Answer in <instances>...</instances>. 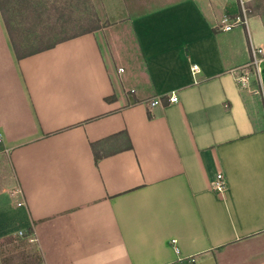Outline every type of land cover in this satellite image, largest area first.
I'll use <instances>...</instances> for the list:
<instances>
[{
    "label": "crops",
    "instance_id": "crops-1",
    "mask_svg": "<svg viewBox=\"0 0 264 264\" xmlns=\"http://www.w3.org/2000/svg\"><path fill=\"white\" fill-rule=\"evenodd\" d=\"M247 1L120 0L113 41L98 28L19 59L0 13V155L18 187L0 191V238L32 235L40 264H264V56L250 88L231 73L264 24L216 28Z\"/></svg>",
    "mask_w": 264,
    "mask_h": 264
},
{
    "label": "rangeland",
    "instance_id": "rangeland-1",
    "mask_svg": "<svg viewBox=\"0 0 264 264\" xmlns=\"http://www.w3.org/2000/svg\"><path fill=\"white\" fill-rule=\"evenodd\" d=\"M118 1L120 0H3V6L20 45L28 47L36 42V36L41 33L45 22L50 20L47 18L49 8L52 13L50 17L52 16L55 22L54 33L69 35L89 25H99L101 31L99 34L106 36L107 33L113 41L114 33L108 30V27L120 21ZM123 1L128 8H142L152 0ZM244 6L247 14H258L264 24V0H248ZM122 32L127 34L125 31ZM107 150L104 148L103 152ZM0 191L18 192L12 167L6 156L2 154L0 155ZM31 236L30 234L27 236L24 232L1 237L0 264H40L41 255L36 247V241L30 240Z\"/></svg>",
    "mask_w": 264,
    "mask_h": 264
},
{
    "label": "built area",
    "instance_id": "built-area-1",
    "mask_svg": "<svg viewBox=\"0 0 264 264\" xmlns=\"http://www.w3.org/2000/svg\"><path fill=\"white\" fill-rule=\"evenodd\" d=\"M246 7L243 3L239 5V13L234 15L232 18L223 17L220 22L217 23L216 28L219 30H229L236 24H241L245 16L247 14ZM264 56V49L260 47H252L251 48V58L250 60L237 68L231 69V73L236 81L238 88L240 89H248L252 86L253 75L256 74L257 70V61ZM196 68V65H193V69ZM123 73V67L119 66L116 68V77L120 78ZM252 77V79H250ZM133 89H129L127 92H133ZM168 102H174L177 100V96L174 93H169L166 95ZM144 104L148 109H151L156 104H160L161 100L157 97H151L149 99H145ZM209 186L211 189L216 191H222L225 189L226 183L224 180V176L222 172H216L213 178L209 182ZM21 234V232H19Z\"/></svg>",
    "mask_w": 264,
    "mask_h": 264
},
{
    "label": "trees",
    "instance_id": "trees-1",
    "mask_svg": "<svg viewBox=\"0 0 264 264\" xmlns=\"http://www.w3.org/2000/svg\"><path fill=\"white\" fill-rule=\"evenodd\" d=\"M53 7L55 8V6H53ZM53 7H52V9H54ZM50 10H51V8H49V11L47 13V18H49L50 20H47L45 22V25L43 26L41 33L38 34V36H36L37 37L36 42L33 43L32 45L28 46V47H25V46L20 45V41L17 40L16 33L13 30L9 19L7 18L6 9L3 6V0H0L1 17L3 20L4 26L6 28L12 49L15 53V56L18 59L25 57L27 55L48 49V48L54 46L56 43L61 42V41L66 40V39H69L71 37H74L76 35H79V34H82L85 32H89V31H92V30L99 28V25H89L87 28L81 29L77 33L69 34V35H65V34L59 35L58 32L54 33L56 30V29H54L55 22L52 20V16L50 17V15L52 14L50 12ZM81 24H83V23H81ZM81 26H83V25H81ZM72 28H75V27L72 26ZM59 32H61V31H59ZM92 149H93V145H92ZM94 155H95V157L98 156V154L95 153V151H94Z\"/></svg>",
    "mask_w": 264,
    "mask_h": 264
}]
</instances>
